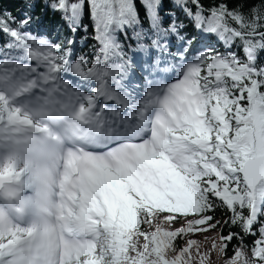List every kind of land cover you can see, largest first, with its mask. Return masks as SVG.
Segmentation results:
<instances>
[{
	"label": "snow or ice",
	"instance_id": "obj_1",
	"mask_svg": "<svg viewBox=\"0 0 264 264\" xmlns=\"http://www.w3.org/2000/svg\"><path fill=\"white\" fill-rule=\"evenodd\" d=\"M18 3L0 8V264H264V0H44L56 39Z\"/></svg>",
	"mask_w": 264,
	"mask_h": 264
},
{
	"label": "trees",
	"instance_id": "obj_2",
	"mask_svg": "<svg viewBox=\"0 0 264 264\" xmlns=\"http://www.w3.org/2000/svg\"><path fill=\"white\" fill-rule=\"evenodd\" d=\"M19 7L20 6L18 3V0H0V8L7 9V10L11 11L13 15L17 14V12L19 11ZM40 15L44 16L45 27L48 30V32L50 33L49 38L50 39H56L57 38V32L60 31L59 26L62 23V21L60 20L61 14L59 12L53 14L51 11H48L45 14L44 0H39L38 6L36 9V16H40ZM141 17L143 18V12H141ZM83 22L90 25V20H89L88 15H87V10L85 11V17H84ZM145 26H147L146 23H145ZM65 32H66V29L63 31H60L61 37H63ZM92 34H93L92 28L90 26L88 33L86 35L91 37ZM83 36H85V33H83V32H79L76 35L77 44L75 45V48H74V55L75 56L85 55V56L91 57V54L93 51L94 41L92 39L84 40V39H82ZM5 42H6L5 38L3 37L2 34H0V48L3 47ZM0 58H2V57H0ZM140 83L142 84L143 81H141ZM141 91H143V89H141ZM216 218L217 219H226L227 214L222 212V211H217L216 212ZM165 227H167V225H165ZM224 231H225V233H227L228 229L226 228ZM217 232H218V230L216 232L210 231L208 233H198L194 236H191L190 238L196 239L198 241H203L205 235H207L209 237L216 236ZM252 239H253V237H251V236L246 237L245 243L248 244L249 246H251ZM210 243H211V241H209L208 245H206V246H210ZM236 243H237V241H235V240L232 241V245H235ZM231 254H232V248L230 246L228 249V255L230 256ZM211 259H212V264H223V259L218 258L215 253L212 254Z\"/></svg>",
	"mask_w": 264,
	"mask_h": 264
},
{
	"label": "rangeland",
	"instance_id": "obj_3",
	"mask_svg": "<svg viewBox=\"0 0 264 264\" xmlns=\"http://www.w3.org/2000/svg\"><path fill=\"white\" fill-rule=\"evenodd\" d=\"M179 226H180L179 223L173 225V227H179ZM145 227H147V226H145Z\"/></svg>",
	"mask_w": 264,
	"mask_h": 264
}]
</instances>
